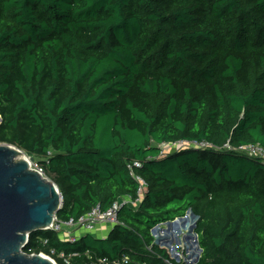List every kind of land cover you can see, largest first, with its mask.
<instances>
[{
	"label": "trees",
	"instance_id": "1",
	"mask_svg": "<svg viewBox=\"0 0 264 264\" xmlns=\"http://www.w3.org/2000/svg\"><path fill=\"white\" fill-rule=\"evenodd\" d=\"M0 116L59 220L127 201L106 237L37 230L26 253L180 264L153 229L191 211L196 264H264V157L239 150L264 151V0H0Z\"/></svg>",
	"mask_w": 264,
	"mask_h": 264
},
{
	"label": "water",
	"instance_id": "2",
	"mask_svg": "<svg viewBox=\"0 0 264 264\" xmlns=\"http://www.w3.org/2000/svg\"><path fill=\"white\" fill-rule=\"evenodd\" d=\"M21 153L0 143V264H57L46 254L24 251L32 232L50 229L63 197L55 182L33 168L31 157L18 159Z\"/></svg>",
	"mask_w": 264,
	"mask_h": 264
},
{
	"label": "built area",
	"instance_id": "3",
	"mask_svg": "<svg viewBox=\"0 0 264 264\" xmlns=\"http://www.w3.org/2000/svg\"><path fill=\"white\" fill-rule=\"evenodd\" d=\"M179 144H185L186 146L193 145V144L188 143V142H179ZM250 149L252 150V153H250V155L264 157L263 149H261L258 146H246V147L241 146L239 148V150H241V151H246V150H250ZM134 165L138 166L139 164H138V162H135ZM32 166H33V164H32ZM33 168L44 175L42 169L40 168V166L37 163H35ZM135 179L139 183L138 193L140 194V197H143L147 191V183L139 175H136ZM125 202H127L125 199L122 201H118V202L114 203V205L106 211H102L98 206L94 207L88 214L80 217L77 221L71 219L69 221L63 222V221L59 220V218L56 216L51 227H50V229L58 231L60 233H63V236H65L68 240L75 242L76 240H78L81 237V235H76L75 233H73V231H75V230H79V231L83 230V231H81L82 235H83V234H86V233L94 230L95 227L101 223H110V224H112V226H115V224L118 223V217H117L118 211H119L121 205ZM187 214L192 215V212L188 211ZM184 217L185 216L177 217L174 220L161 223L153 229V231H155V232H157L158 229L162 230L161 235L157 236V238L156 237L155 238H156L157 242L161 241L162 242L161 244L165 245V247L163 249H166V247L169 245V243H167V242H169V240L173 239L174 237H177V239L179 241L181 240V238L185 239L187 241L186 242L187 247H189L190 241H193L195 243H199L198 242V235L195 232V230H194V232H192L191 228H190L187 232H183L182 229H179L178 225L180 224V222L182 221V219ZM195 218H197V217H195ZM169 226L173 227L169 231L170 233L166 232V230H168ZM175 226L177 228H175ZM179 234L182 235L181 238H179V236H178ZM159 245H160V243H159ZM61 256L63 257V254ZM100 263L101 264H109L105 260H102ZM123 263L127 264L128 258H124L121 263L118 261H115L112 264H123Z\"/></svg>",
	"mask_w": 264,
	"mask_h": 264
},
{
	"label": "rangeland",
	"instance_id": "4",
	"mask_svg": "<svg viewBox=\"0 0 264 264\" xmlns=\"http://www.w3.org/2000/svg\"><path fill=\"white\" fill-rule=\"evenodd\" d=\"M186 146L185 144H179V145H165L163 147V152H174L176 149L179 147ZM246 153L250 154L252 153V150H246ZM255 156V155H254ZM33 162V167L35 165V161L32 160ZM51 181H53L51 178H49ZM198 218H193L192 215L186 214L185 217L182 219L180 222L179 229H182L183 232H187L190 228L191 231L193 228L196 227ZM113 226L110 223H101L98 224L94 230L90 231L89 233L94 237V238H100L103 237V234H107L110 230H112ZM172 226H169L168 230L166 232L170 233L169 231L172 229ZM175 228H177L175 226ZM83 231V230H81ZM79 230L73 231L76 235H82V232ZM162 230L158 229L157 232L153 231V235L157 238V236L161 235ZM63 235V233H61ZM179 238H181V234L178 235ZM159 242V241H158ZM157 244L160 243V247L164 248L165 245H162L161 241ZM186 240L182 239L179 241L177 237H174L173 239L169 240V245L166 247V251L170 255V257L174 260H176L180 264H196L201 256L202 250L200 249L199 243H195L193 241H190L189 247L186 245ZM199 242V241H198ZM53 259V258H52Z\"/></svg>",
	"mask_w": 264,
	"mask_h": 264
},
{
	"label": "bare ground",
	"instance_id": "5",
	"mask_svg": "<svg viewBox=\"0 0 264 264\" xmlns=\"http://www.w3.org/2000/svg\"><path fill=\"white\" fill-rule=\"evenodd\" d=\"M24 157L27 158V156H26L24 153H21V154H19L18 159H22V158H24Z\"/></svg>",
	"mask_w": 264,
	"mask_h": 264
},
{
	"label": "crops",
	"instance_id": "6",
	"mask_svg": "<svg viewBox=\"0 0 264 264\" xmlns=\"http://www.w3.org/2000/svg\"><path fill=\"white\" fill-rule=\"evenodd\" d=\"M109 232H107V234H103V237H106L108 235Z\"/></svg>",
	"mask_w": 264,
	"mask_h": 264
}]
</instances>
